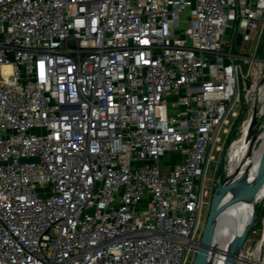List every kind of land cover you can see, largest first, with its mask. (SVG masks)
I'll return each instance as SVG.
<instances>
[{
	"label": "built area",
	"instance_id": "obj_1",
	"mask_svg": "<svg viewBox=\"0 0 264 264\" xmlns=\"http://www.w3.org/2000/svg\"><path fill=\"white\" fill-rule=\"evenodd\" d=\"M263 27L264 0H0V264H190Z\"/></svg>",
	"mask_w": 264,
	"mask_h": 264
},
{
	"label": "rangeland",
	"instance_id": "obj_2",
	"mask_svg": "<svg viewBox=\"0 0 264 264\" xmlns=\"http://www.w3.org/2000/svg\"><path fill=\"white\" fill-rule=\"evenodd\" d=\"M256 39V48L253 55L259 59H256L250 67L247 65L242 66V73L238 80L239 101L234 113L229 116V121L224 126L225 130L219 135V141L217 143L219 150L214 151L215 158L208 170L210 199L215 184L220 183L226 175L228 176L239 162L233 154V144L242 136L246 126L249 124L254 109L259 114L256 127L261 126V135L264 132V111L259 112L264 105V61H260V59H264V27L258 33ZM234 126L237 127V136L228 142L226 138ZM249 139L251 141V137ZM261 143L260 138L256 140L253 143L252 150H257L261 146ZM224 148L226 149L227 155L225 158V166L223 173L219 177H216L219 158ZM205 209H207V212L208 207ZM255 211L256 217L260 221L248 231L241 250L243 259H238L237 264H264V195L256 202ZM192 259L193 256H191V263Z\"/></svg>",
	"mask_w": 264,
	"mask_h": 264
},
{
	"label": "water",
	"instance_id": "obj_3",
	"mask_svg": "<svg viewBox=\"0 0 264 264\" xmlns=\"http://www.w3.org/2000/svg\"><path fill=\"white\" fill-rule=\"evenodd\" d=\"M258 111L254 109L248 124L249 137H251L247 156L251 154L253 143L260 138L261 126H257ZM226 149L224 148L219 158L216 177L223 173L226 158ZM260 157L254 169V174L249 182L245 185L239 202L253 201L264 188V146L262 147ZM232 186L230 175L218 184H215L208 206L207 216L202 228L199 245L194 252L191 264H213V261L220 260L222 264H237V258L241 255L242 245L245 237L253 225L259 223V218L256 217L254 205L250 212L249 221L242 226L243 217L227 215V209L222 202L224 194H226ZM221 222L223 227L235 228L236 232L233 236L232 248L230 251H221L217 247L219 239L217 225Z\"/></svg>",
	"mask_w": 264,
	"mask_h": 264
},
{
	"label": "bare ground",
	"instance_id": "obj_4",
	"mask_svg": "<svg viewBox=\"0 0 264 264\" xmlns=\"http://www.w3.org/2000/svg\"><path fill=\"white\" fill-rule=\"evenodd\" d=\"M262 111H264V105L263 107H261L259 112ZM260 139L262 141L261 146L257 150L252 151L251 154L247 156L250 145L247 125L242 136L233 144V154L235 155V157H237L239 162L236 164L233 171L229 174L230 180L232 181V186L229 191L224 194L222 202L227 209V215L233 217L240 215L241 217H243L242 226L249 221L252 206L254 205L255 207L258 199H260L264 195L263 188L261 193L253 201L243 203L239 202L245 185L250 181L254 174L257 159L258 157H260L259 154L264 145V132L262 133V135H260ZM217 232L220 239L217 242V247L221 251H230L232 248L233 236L236 232H238V230L236 231L235 228L223 227L220 222L217 225ZM236 258L237 260L243 259V256L239 255ZM213 264H222V261L215 260L213 261Z\"/></svg>",
	"mask_w": 264,
	"mask_h": 264
},
{
	"label": "trees",
	"instance_id": "obj_5",
	"mask_svg": "<svg viewBox=\"0 0 264 264\" xmlns=\"http://www.w3.org/2000/svg\"><path fill=\"white\" fill-rule=\"evenodd\" d=\"M236 128H237V127L234 126V128L232 129V131L228 134V136H227V138H226V141L229 142L230 140H233V139L237 136L238 131H237Z\"/></svg>",
	"mask_w": 264,
	"mask_h": 264
}]
</instances>
